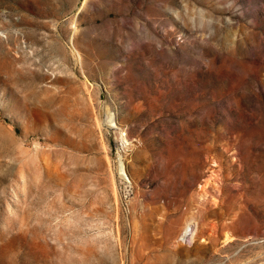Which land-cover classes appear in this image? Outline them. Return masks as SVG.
I'll return each instance as SVG.
<instances>
[{
  "label": "rangeland",
  "instance_id": "374dc122",
  "mask_svg": "<svg viewBox=\"0 0 264 264\" xmlns=\"http://www.w3.org/2000/svg\"><path fill=\"white\" fill-rule=\"evenodd\" d=\"M0 264H264V0H0Z\"/></svg>",
  "mask_w": 264,
  "mask_h": 264
},
{
  "label": "bare ground",
  "instance_id": "6f19581e",
  "mask_svg": "<svg viewBox=\"0 0 264 264\" xmlns=\"http://www.w3.org/2000/svg\"><path fill=\"white\" fill-rule=\"evenodd\" d=\"M192 233H194V228L192 226H189L188 229L186 230L185 234L188 237H191Z\"/></svg>",
  "mask_w": 264,
  "mask_h": 264
}]
</instances>
